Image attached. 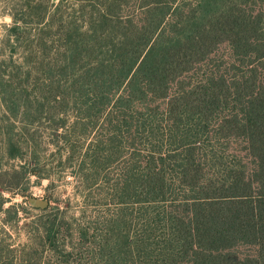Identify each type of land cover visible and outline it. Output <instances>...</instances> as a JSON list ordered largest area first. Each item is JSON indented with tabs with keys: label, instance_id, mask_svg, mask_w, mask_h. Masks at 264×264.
Wrapping results in <instances>:
<instances>
[{
	"label": "trees",
	"instance_id": "1",
	"mask_svg": "<svg viewBox=\"0 0 264 264\" xmlns=\"http://www.w3.org/2000/svg\"><path fill=\"white\" fill-rule=\"evenodd\" d=\"M204 1H0L12 19L10 55L0 58V159L21 163L0 183V212L10 202L0 264H264V80L233 89L218 71L193 75L224 42L264 67V0L259 13L254 0ZM214 118L218 143L245 138L250 167L206 142ZM44 143L73 165L86 145L75 171L82 189L100 185L105 203L95 204L118 212L73 226L50 202L30 206L27 242L14 249L28 213L13 199L28 203L30 175L52 185ZM68 230L78 232L72 250Z\"/></svg>",
	"mask_w": 264,
	"mask_h": 264
},
{
	"label": "rangeland",
	"instance_id": "2",
	"mask_svg": "<svg viewBox=\"0 0 264 264\" xmlns=\"http://www.w3.org/2000/svg\"><path fill=\"white\" fill-rule=\"evenodd\" d=\"M1 1V0H0ZM192 1L196 0H186V3H190ZM254 2H251L250 7H253L255 9V13H259L262 10V1L261 0H254ZM206 0L203 2L204 7ZM4 4L0 3V58L3 57V52L9 53V48L7 45H4L6 41V34L8 31V27L11 24V17L9 16V10L8 8H5L3 6ZM249 7V5H247ZM9 18V19H6ZM15 47V46H14ZM4 48V49H3ZM6 48V50H5ZM13 49V48H12ZM19 51H23V47ZM10 53L8 54L9 57ZM7 56V55H6ZM14 59L17 62H22V55H14ZM242 58H237L232 51V48L228 42H224L223 44H218V46L215 48L212 54L208 56H204V59L200 61V64L198 65V69L196 70V73H194V78L200 77V75H206L215 73L218 71L220 74L224 75L230 85L234 87L235 89L236 85H239V87L242 89L245 86L249 84L257 85L259 82H262L264 80V67L262 66V63L260 60H252V64H247V60L245 63L241 62ZM32 85V81H31ZM31 85H27L25 81H18L17 86L20 87H26V89L30 88L32 89ZM1 87V86H0ZM34 89V88H33ZM2 92L0 90V101L2 100ZM230 106L225 107L222 109L225 113H230L232 111L233 103L230 101ZM165 103L162 101L159 103V106H161V109L163 110V106ZM237 109H240L239 105H235ZM24 112V110L22 109ZM161 111V110H160ZM4 110L0 109V117L3 116L2 113H4ZM160 113V112H159ZM76 118L72 114L66 119L67 122L72 123L75 121ZM44 125L49 123V120L42 121ZM210 126L207 128V130L210 132V136H208L206 139H208L206 142L211 143L212 145H215L218 148L225 149V153L228 155H231V157L236 158L237 163H242L245 165V167H250L251 162L253 163V157L248 154V148H247V142L244 137L242 136H227V135H221L222 137L219 140V143L216 141V135L218 130L216 120L215 118L212 120V122L209 124ZM47 131L45 134L49 137L48 132L49 129H46ZM64 133V130H60L57 135H60L61 138L62 134ZM46 139V138H45ZM202 142V140H201ZM63 145V144H60ZM45 151L44 157L46 163L52 164L54 174L52 176V185L50 186V182L48 179H43L42 181H39L38 178L35 175H30L28 177V184H25L28 188V203H25L23 201V197L20 195H17L13 199L12 202L19 203L25 211H27L28 214H26V217H23L20 221L21 226L19 229H17L19 232H17L15 235V241L12 244V247L14 249L21 248L24 246L26 241V236L24 234L25 228L24 223H27L30 221V219L35 218V209L31 208L35 205L32 204L33 200L43 201L47 200L50 202V206L53 209L59 210V212L63 215H65L66 220L68 222H73L74 224V218L77 219L78 217H83L82 221H76L77 223L86 224L88 225L87 220L91 221H100L105 217L110 216L113 212L117 213L118 206L115 205V203H109L105 205H99L95 204L98 203H105L104 197L102 195H98V189L100 185H94L91 189H82V181L81 178L75 174V171H77L78 163H80V160L83 158V155L86 153L87 146L84 145L82 150V156H77L76 163H69V156L71 155L67 150H62L59 148V146L50 144L47 145L44 143ZM232 160V159H231ZM19 161L17 160H10L6 158L0 159V183L5 182L4 176L5 172L10 169V167L18 168ZM23 165V163H22ZM27 166V165H26ZM30 167V166H29ZM120 173L119 169H112L111 174L112 177H117ZM2 189V188H0ZM102 189H107L105 187H102ZM2 191V196L7 198L9 195L6 193L5 190ZM81 191V192H80ZM111 192H114L112 190ZM89 193H92L93 195L88 198L84 197L85 195H88ZM10 205V202H6L2 205L3 211L0 212V242L5 243L7 241L4 228H6V224L4 223L5 219V209ZM31 206V207H30ZM42 208V207H40ZM110 213V214H109ZM64 237H66V243L67 250H72L71 246H77L78 239V232L73 230H68L63 234ZM73 242V244H71ZM75 243V244H74ZM88 246V244H87ZM85 246V247H87ZM242 251L249 252L251 249L247 245H240L239 246ZM49 255L48 252L45 253V255Z\"/></svg>",
	"mask_w": 264,
	"mask_h": 264
},
{
	"label": "water",
	"instance_id": "3",
	"mask_svg": "<svg viewBox=\"0 0 264 264\" xmlns=\"http://www.w3.org/2000/svg\"><path fill=\"white\" fill-rule=\"evenodd\" d=\"M32 204L35 206L45 207L48 204V201L47 200L38 201L35 199L33 200Z\"/></svg>",
	"mask_w": 264,
	"mask_h": 264
},
{
	"label": "clouds",
	"instance_id": "4",
	"mask_svg": "<svg viewBox=\"0 0 264 264\" xmlns=\"http://www.w3.org/2000/svg\"><path fill=\"white\" fill-rule=\"evenodd\" d=\"M6 19H9V18H6ZM9 22H10V19H9Z\"/></svg>",
	"mask_w": 264,
	"mask_h": 264
}]
</instances>
